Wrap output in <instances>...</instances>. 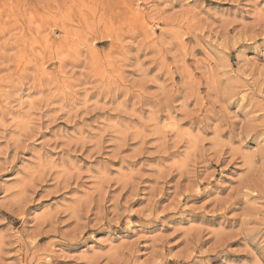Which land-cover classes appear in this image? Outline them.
<instances>
[{
    "label": "rangeland",
    "instance_id": "obj_1",
    "mask_svg": "<svg viewBox=\"0 0 264 264\" xmlns=\"http://www.w3.org/2000/svg\"><path fill=\"white\" fill-rule=\"evenodd\" d=\"M0 264H264V0H0Z\"/></svg>",
    "mask_w": 264,
    "mask_h": 264
}]
</instances>
